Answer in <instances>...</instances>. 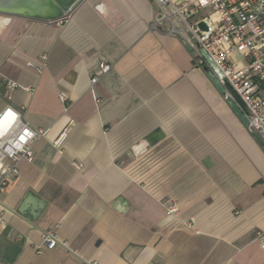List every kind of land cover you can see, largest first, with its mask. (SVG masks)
I'll use <instances>...</instances> for the list:
<instances>
[{
	"label": "crops",
	"instance_id": "0c3cea01",
	"mask_svg": "<svg viewBox=\"0 0 264 264\" xmlns=\"http://www.w3.org/2000/svg\"><path fill=\"white\" fill-rule=\"evenodd\" d=\"M156 12L83 0L56 22L0 14V112L47 131L0 193V264H264L259 142L150 28ZM46 232L65 246L42 247Z\"/></svg>",
	"mask_w": 264,
	"mask_h": 264
},
{
	"label": "built area",
	"instance_id": "2783aa9c",
	"mask_svg": "<svg viewBox=\"0 0 264 264\" xmlns=\"http://www.w3.org/2000/svg\"><path fill=\"white\" fill-rule=\"evenodd\" d=\"M153 1L158 12L150 28L183 44L194 68L213 78L264 154V0ZM199 23L204 30L198 28ZM110 69V62L102 59L90 85L93 87ZM7 88L12 91L16 85L7 83ZM59 100L64 104L66 96L60 94ZM22 120L20 112L11 107L0 112V193L18 176L20 162H31L33 143L47 134ZM175 210L169 205L168 214ZM256 241L264 252V231L256 233ZM59 244L65 246L54 233L43 234L42 247L51 250ZM81 264L97 263L82 260Z\"/></svg>",
	"mask_w": 264,
	"mask_h": 264
},
{
	"label": "water",
	"instance_id": "95a60500",
	"mask_svg": "<svg viewBox=\"0 0 264 264\" xmlns=\"http://www.w3.org/2000/svg\"><path fill=\"white\" fill-rule=\"evenodd\" d=\"M83 0H0V14L26 16L35 20L53 22L69 15ZM6 18V20H8ZM204 30L203 23L198 24Z\"/></svg>",
	"mask_w": 264,
	"mask_h": 264
}]
</instances>
